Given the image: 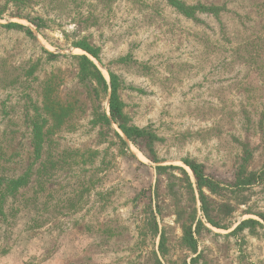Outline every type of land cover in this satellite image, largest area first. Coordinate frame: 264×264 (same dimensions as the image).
I'll use <instances>...</instances> for the list:
<instances>
[{"label": "rangeland", "instance_id": "rangeland-1", "mask_svg": "<svg viewBox=\"0 0 264 264\" xmlns=\"http://www.w3.org/2000/svg\"><path fill=\"white\" fill-rule=\"evenodd\" d=\"M0 14V264H264V174L247 181L264 172V0ZM111 73L134 141L104 119ZM187 162L216 186L207 212Z\"/></svg>", "mask_w": 264, "mask_h": 264}, {"label": "trees", "instance_id": "trees-1", "mask_svg": "<svg viewBox=\"0 0 264 264\" xmlns=\"http://www.w3.org/2000/svg\"><path fill=\"white\" fill-rule=\"evenodd\" d=\"M1 15V14H0ZM37 28H41L38 24H36L35 22H33ZM8 26H18V27H24L23 25L17 23V22H10L7 24ZM27 32L32 35L34 38L36 37L33 33V31L30 28H26ZM78 47L83 48L84 50H86L87 52L91 53L93 56L97 57V52L96 50H94L93 48H91L89 45L87 44H77ZM49 56L55 57L58 56V54L52 53V52H48ZM86 63L90 64L99 74L101 80H102V84L104 85V89H106L108 91V83L105 80V78L103 77V75L101 74L100 70L97 68V66L94 64L93 61H91L87 56H83L82 57ZM111 77V93H110V98H109V107H110V116H105V120L106 122H108V124L112 125L113 123H115L117 125V127L124 133V135L130 139L131 141L136 140V137L138 136H142V129L132 126V125H127L124 121V110H123V103L120 99L119 93H118V82H117V77L114 74H110ZM34 130V127H33ZM35 132V130H34ZM116 136L125 144L127 143L125 138L122 137L121 134H119V132L115 131ZM189 167L191 168L196 182L198 184V188L200 191V197H201V202H202V210L206 211V204L205 201L207 200V196L203 191L204 187L209 188L210 190H214V188L216 187L215 184L206 176V174L203 171L202 166H200L199 164L193 163V162H187ZM263 173H260V176H256L255 174H252L249 176V178L247 179L248 183H254L256 180H258V178L261 177V175L263 176ZM4 179H8V184L11 186V188H15V186H17V183H19V181L21 180V177L16 179V178H6L3 177ZM4 182H6L4 180ZM3 179H0V187L5 186L6 184H3ZM207 214V213H206ZM208 215V214H207ZM250 223H256L255 220H244L240 223V225L238 226L239 228L248 225ZM158 227V226H157ZM184 239L187 240L191 245L194 244V238H193V232L191 230V227H186L184 229ZM164 235L163 233L161 234V248L164 246Z\"/></svg>", "mask_w": 264, "mask_h": 264}]
</instances>
